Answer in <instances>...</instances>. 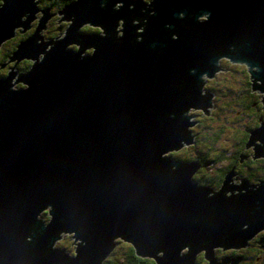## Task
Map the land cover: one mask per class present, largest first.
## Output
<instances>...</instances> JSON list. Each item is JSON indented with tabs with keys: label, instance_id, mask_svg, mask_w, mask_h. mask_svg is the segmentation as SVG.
Returning a JSON list of instances; mask_svg holds the SVG:
<instances>
[{
	"label": "water",
	"instance_id": "water-1",
	"mask_svg": "<svg viewBox=\"0 0 264 264\" xmlns=\"http://www.w3.org/2000/svg\"><path fill=\"white\" fill-rule=\"evenodd\" d=\"M32 3L0 0V43L38 16L5 56L30 67L0 79V264H102L117 239L155 264L242 260L211 248L263 231L264 179L228 185V171L201 187L196 162L162 153L193 140L187 108H211L200 85L220 58L244 64L264 104V0H75L54 12L67 20L54 39L37 38L45 7ZM244 135L263 156L264 129ZM64 234L72 258L49 249Z\"/></svg>",
	"mask_w": 264,
	"mask_h": 264
},
{
	"label": "trees",
	"instance_id": "trees-1",
	"mask_svg": "<svg viewBox=\"0 0 264 264\" xmlns=\"http://www.w3.org/2000/svg\"><path fill=\"white\" fill-rule=\"evenodd\" d=\"M49 1L55 4L63 3L65 6H67V4H70L71 1L74 2L75 0H49ZM53 22L55 21L53 20ZM33 24H36V21ZM89 28L88 26H84L80 29L79 32L80 33L87 32V29L89 30ZM49 30L50 31L47 33L48 35L52 34V28L49 27ZM27 33L22 34L19 32L18 38L19 39L21 37L25 38ZM13 41H16V39H13ZM8 43L11 44L12 47H14V44H12L10 41ZM67 49H70L68 45H67ZM7 52L8 51H5V53ZM25 62L27 63L23 65L26 67H30V60H25ZM225 62L227 63V61ZM24 66L21 65L22 69L24 68ZM2 71L4 73L7 72V70H2ZM229 73L231 76H233L231 81H233L234 85L238 87L239 95L237 97H234V95H227V90H226L227 75H226L223 79V82L221 83L223 85L217 87V91L218 90L220 91L221 96L216 94H215L216 96H214V100L216 102V109L212 112V115L203 118V119L209 118L210 122H212L213 124L208 125L206 122L202 120L200 122L201 125L198 131H196L194 127L191 128L190 131L195 137L194 143H191L190 145L186 146L184 150L175 151V152L173 151L174 154H172L175 159L192 161V162L196 160L202 163L203 166L210 168L209 170L203 172L204 175L195 172L192 173L190 179L194 181H202L200 184L201 187H205V188L207 187L209 189H213L217 191L221 186L224 178H226L227 180V177L225 176L228 173V170L230 171L231 167H233L234 165H235V172L241 178L245 179L244 181L248 184V189H253L255 187V180L264 179V155L258 158H253L251 156V150L248 147L249 145H241V143H246L244 132L258 129V126L260 128L261 123L259 120H257V117L254 119V121H247L245 125L243 124L241 125L240 123L237 122V118L241 117L240 115L241 112H251L254 113L256 116H261V114H264V104L258 103L260 97L259 91H249L244 64H232ZM213 82L214 85L213 83L209 82V85H211L212 87L215 86L216 84L215 82H217V80L214 79ZM202 87L203 86L200 85L201 90H203ZM225 96L227 97V100H233L235 98V100L238 102L239 108H235L234 106L228 104ZM223 97L225 98V100L222 99ZM227 107L231 109H227ZM221 116L222 118L224 117L225 124L217 125L216 121L220 120ZM229 123H231V125ZM204 130L212 131L211 135L208 138H204L202 136ZM227 131L230 132L228 145H230L231 150L229 152L231 153L227 154L228 147H227V143H225L224 140H222V142L219 143L221 145L219 146V148H216L214 146L210 147L208 146V142H205L206 140L209 139L210 141L216 140L218 142L220 141L219 138L221 136L223 139L224 137L223 135L227 134ZM203 144H205L204 146L206 147H204ZM243 155H247V159L240 162L239 158L242 157ZM165 158L173 159L172 157L169 158L165 157ZM210 170L213 171V174H217V176L212 175V172ZM211 179H216L218 182ZM46 213L47 211H44L42 213V215L45 218H46ZM260 235L261 233L252 235L246 241L251 246H248V248H244V250H242L244 257L248 256L253 260L250 262L249 261H245L244 263L241 262L240 264H264V255L255 256L258 253L262 252L261 248H259L258 245L256 244V241H258L261 238ZM116 242H117V247L113 249L108 255L105 256L103 264H155V262L150 258V256H144V257L135 256L128 241H123L121 239H118L116 240ZM56 247L63 248L64 253H66L65 251L66 249L69 252V254L72 256L71 240L68 239V236L66 238H63L59 242L57 241ZM249 253L250 254L252 253L254 255H248ZM221 254H222L221 251H218L217 254L218 257ZM195 264H205L203 257L201 256L198 257L197 255L195 259Z\"/></svg>",
	"mask_w": 264,
	"mask_h": 264
},
{
	"label": "flooded vegetation",
	"instance_id": "flooded-vegetation-1",
	"mask_svg": "<svg viewBox=\"0 0 264 264\" xmlns=\"http://www.w3.org/2000/svg\"><path fill=\"white\" fill-rule=\"evenodd\" d=\"M34 1L38 2V3H32L34 8L45 7L44 15H43L41 26H40V29H39L40 32L38 33V37L37 38L54 39L55 38V32H57V38H61L67 20L56 19V16H55L54 12H56V11L60 10L61 8L65 7V5L63 3H59V4L51 3L49 0H34ZM71 3H73V1H71ZM67 5H69V4H67ZM45 16H46V18H44ZM36 18H38V16L32 11L31 12V16H30V21H29L28 28H26L25 30H23L20 33L26 34L30 30L32 24L36 21ZM53 20L55 22H53ZM84 26H87V25H84V24H81V23H77V29L74 28V32L80 33L79 32L80 29L82 27H84ZM49 27L52 28V34L48 35L47 33L50 31ZM89 27L90 26H88V28ZM18 33H19V31L13 30V33H11V38H9V39L5 40L4 42L0 43V79L5 77V73L2 70L9 71L10 69L15 67L17 73H19L20 70L22 69L21 65L24 66L23 64L27 63V62H25V60L6 61L5 62V55L12 53L13 49H14V47H12L11 44H9L8 42L10 41L12 44L15 45L16 41L25 39V38H22V37L19 39L18 38ZM83 34L95 35V28L91 27V28H89V30L87 29V32H83ZM13 39H16V41H13ZM69 45L68 46H69L70 49L68 51L75 52V49L73 48V43H70ZM5 51H8V52L5 53ZM80 55H90V46H88ZM225 61H227V63ZM232 64H235V63L230 62L228 59H221L220 58L218 60L217 68H218V70H220L221 74L226 75L231 70ZM219 75H220L219 73H212L210 75V79L206 80V78H205V79H203V81H201V86H203L202 87L203 90L213 92L208 97L209 98V102L211 100V102H210L211 108L208 110L210 112V114H212V112L216 109V102L214 100V96H216L215 94H216L217 86H214V87H212L210 89V87H209L210 85H208L207 82L209 81V82L212 83L213 79L218 77ZM215 83L218 84V83H221V82H215ZM22 85L24 87V83L14 84L13 86L15 87V86H22ZM195 109H198V108H195ZM187 112H189V108H187ZM189 115L192 117L191 113ZM240 115H241V117L237 118V122L240 123L241 125L242 124L245 125L247 121H254V119L257 117V120H259L260 123H261V127L264 129V114H261V116H256L254 113H251V112H241ZM203 117H206V116H203ZM193 124H195V122H193ZM229 124L231 125V123H229ZM252 125H254V124H252ZM255 143H257L256 138H252L251 144L255 145ZM248 147L250 148V146H248ZM178 149H180V148H178ZM175 151H177V150H175ZM227 154H228V152H227ZM251 156H252V154H251ZM253 158H258V157H253ZM173 159H175V158H173ZM246 159H247V155H243L242 157L239 158V161L242 162L243 160H246ZM175 160H179V159H175ZM194 162H196V164H197V168H196L195 173H200V174L204 175L203 172H205V171L210 169V168H207V167L203 166V164L200 163L199 161L195 160ZM211 172H212V175L217 176V174H213V171H211ZM229 173H230L231 177L228 178L229 181L227 180L228 185H232L233 182H234V179H237L238 181H240L241 183H243L244 185L247 186V183L244 181L245 179L241 178L235 172V165L233 167H231ZM211 180L217 181L216 179H211ZM263 227H264V225H263ZM259 233H261V235H260L261 238L258 241H256V244L258 245L259 248H261L262 252L258 253L255 256H263L264 255V251H263L264 250V230L259 232ZM256 234H258V233H256ZM58 237L59 236H56V239H58ZM66 237H67V235L64 236V238H66ZM68 239H70V234H68ZM242 241H244V240H242ZM243 243L244 244H241L240 248H219L216 252L213 251V257H212L211 260L243 258L242 260L234 262V264H240L241 262L244 263L245 261H249V262L252 261L253 260L252 258H249L248 256L244 257L243 251H242V250H244V248H248V246H251V245H249V243H247L246 241H244ZM52 246H49V249L63 250L62 248L56 247V244L53 247ZM116 247H117V245H115L113 249H115ZM65 251H66V253H68V255L71 258L73 257V256H71L69 254V252L66 249H65ZM218 251H221V253H222L221 255H219L220 258L217 255ZM197 255H198V257H200V256L203 257L201 252L196 253V255L194 256L192 264H195V259H196ZM248 255H254V254H252V253L250 254L249 253ZM103 261H104V259H103ZM103 261H102V264H103Z\"/></svg>",
	"mask_w": 264,
	"mask_h": 264
},
{
	"label": "rangeland",
	"instance_id": "rangeland-1",
	"mask_svg": "<svg viewBox=\"0 0 264 264\" xmlns=\"http://www.w3.org/2000/svg\"><path fill=\"white\" fill-rule=\"evenodd\" d=\"M44 18H46V16L44 17ZM13 32V31H12ZM40 32V31H39ZM70 44V43H69ZM68 44V45H69ZM70 46V45H69ZM221 59H223V58H221ZM233 63H235V64H239V63H242V62H233ZM243 64V63H242ZM23 71V69H21L20 70V72L19 73H21ZM220 71V70H219ZM227 75V88H226V90H227V95H234V97H237L238 95H239V92H238V87H236V85H234V83H233V81H231L232 80V78H233V76H231L229 73H227L226 74ZM226 75H223V74H221V75H219L218 77H216V78H214L215 80H217V82H223V78L226 76ZM202 78L203 79H205L206 78V80H208V79H210V76L209 75H202ZM214 79H213V81H214ZM212 81V83H213V85H214V82ZM208 83V85H209V81L207 82ZM221 83H218V84H215V86H219L220 87V85H223V84H221ZM19 87V88H18ZM210 87V89L212 88V86L210 85L209 86ZM11 88V87H10ZM14 89H21V87L20 86H15V87H13ZM12 88V89H13ZM216 95H220L221 96V94H220V91L218 90H216ZM225 98H226V100H227V97L225 96ZM225 98L223 97L222 99L223 100H225ZM227 102H228V104H230V105H232V106H234L235 108H239V106H238V102L235 100V98L233 99V100H227ZM210 108H205V111H204V114H203V116H208V115H212V114H210V112L208 111ZM227 109H231V108H229V107H227ZM230 111V110H229ZM231 112V111H230ZM230 112H228V113H230ZM187 113V112H186ZM189 114L191 113V115H192V117H191V119H190V121H193V122H195V124H193V125H191L189 128H188V130H190L191 128H193L194 127V129L196 130V131H198V129L200 128V122L203 120L204 122H206L208 125H210V124H213L212 122H210V120H209V118H207V119H203L204 117H201L200 116V113H199V110L198 109H195V108H189V112H188ZM233 113V112H232ZM215 123V122H214ZM216 124L217 125H224L225 123H224V117L222 118V116L220 117V120H218V121H216ZM228 127V126H227ZM211 133H212V131H210V130H204V132H203V137L204 138H208L210 135H211ZM224 137H223V139H222V136L219 138L220 139V141H216V140H214V141H210V139L209 140H206L205 142H208V146H210V147H212V146H214V147H216V148H219V146H221L219 143L220 142H222V140H224V142L225 143H227V152L228 153H231V152H229L231 149H230V145H228V139H229V137H230V132L229 131H227V134H224L223 135ZM194 136H193V140L191 141V143H193L195 140H194ZM232 142V141H231ZM205 144H203V146H204ZM204 147H206V146H204ZM186 148V146L185 147H182V148H180V149H175V150H177V151H180V150H184ZM175 150H171V151H168V152H165V153H162L163 154V156H165V157H167V158H169V157H172V158H174V156L172 155V154H174L173 153V151H175ZM161 154V155H162ZM263 230H264V227H263ZM65 235H67L68 236V234H64V235H61V236H59L58 237V239H56L55 240V244H57V241L59 242V241H61L63 238H64V236ZM251 236H249V237H247V238H245V239H243L244 241H247L249 238H250ZM118 240V239H117ZM122 240V239H121ZM62 245V244H61ZM68 245H70V244H68ZM63 249V248H62ZM219 248H211V252H212V254H211V259H212V257H213V251L214 252H216L217 250H218ZM199 252H201V251H199ZM199 252H197V253H199ZM216 260V259H215Z\"/></svg>",
	"mask_w": 264,
	"mask_h": 264
},
{
	"label": "bare ground",
	"instance_id": "bare-ground-1",
	"mask_svg": "<svg viewBox=\"0 0 264 264\" xmlns=\"http://www.w3.org/2000/svg\"><path fill=\"white\" fill-rule=\"evenodd\" d=\"M35 61H38V59L36 58V56H35Z\"/></svg>",
	"mask_w": 264,
	"mask_h": 264
},
{
	"label": "clouds",
	"instance_id": "clouds-1",
	"mask_svg": "<svg viewBox=\"0 0 264 264\" xmlns=\"http://www.w3.org/2000/svg\"><path fill=\"white\" fill-rule=\"evenodd\" d=\"M206 18V17H205Z\"/></svg>",
	"mask_w": 264,
	"mask_h": 264
}]
</instances>
